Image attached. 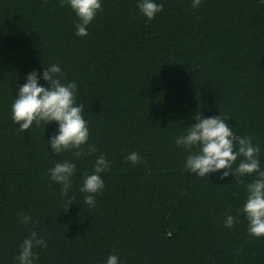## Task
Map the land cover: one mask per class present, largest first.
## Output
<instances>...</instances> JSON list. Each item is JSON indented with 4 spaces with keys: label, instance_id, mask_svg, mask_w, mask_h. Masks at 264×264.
I'll list each match as a JSON object with an SVG mask.
<instances>
[{
    "label": "trees",
    "instance_id": "16d2710c",
    "mask_svg": "<svg viewBox=\"0 0 264 264\" xmlns=\"http://www.w3.org/2000/svg\"><path fill=\"white\" fill-rule=\"evenodd\" d=\"M147 21L137 0H104L103 11L75 35L78 22L61 0H0V264H16L31 215L48 247L38 264H264V238L237 216L252 179L199 178L183 169L175 138L195 116L221 115L261 148L264 168V7L257 0H157ZM60 64L78 84L77 102L97 153L77 161L75 202L48 175L72 154H51L56 125L17 131L11 105L25 76ZM43 64V65H42ZM42 83H44L42 81ZM137 152L133 165L126 157ZM111 161L94 206L82 177L96 155ZM232 180V182H231Z\"/></svg>",
    "mask_w": 264,
    "mask_h": 264
},
{
    "label": "clouds",
    "instance_id": "9594fccd",
    "mask_svg": "<svg viewBox=\"0 0 264 264\" xmlns=\"http://www.w3.org/2000/svg\"><path fill=\"white\" fill-rule=\"evenodd\" d=\"M74 13L77 23L75 35L86 37L88 27L103 11L104 0H61ZM204 0H191L193 9L199 8ZM258 7H264V0H257ZM136 7L140 15L151 21L163 9V3L157 0H137ZM43 65V64H42ZM60 64L44 66L41 72L31 71L25 76V82L18 86L11 105V119L18 130L24 132L43 124H55L54 133L47 140L51 154H72L71 160L56 162L48 175L53 183L60 186L61 194L68 198V207L75 202L73 178L78 174L77 161L89 155H95L97 149L89 142V123L84 118V107L77 102L78 84L65 82ZM42 81L44 83H42ZM227 119L221 115L195 116L193 123L185 127L174 140L175 147L187 155L183 169L199 178H209L213 173H221L219 180L232 176L237 181L246 177L252 179L244 184V203L237 216L225 215L224 227L232 229L238 223V216L247 221V233L254 238H264V168L261 167V148L251 136H239L229 127ZM133 165L141 163V156L132 152L126 157ZM111 161L104 154L96 155L92 172L82 177L81 193L86 194L84 203L94 206L96 196L104 191L103 174L110 170ZM231 180V182H232ZM19 222L28 229L30 235L25 238L16 264H38L37 249L48 247L46 240L34 230L38 223L31 215L19 214ZM106 264H120L118 255H109Z\"/></svg>",
    "mask_w": 264,
    "mask_h": 264
}]
</instances>
